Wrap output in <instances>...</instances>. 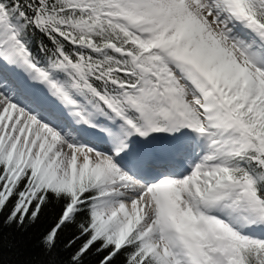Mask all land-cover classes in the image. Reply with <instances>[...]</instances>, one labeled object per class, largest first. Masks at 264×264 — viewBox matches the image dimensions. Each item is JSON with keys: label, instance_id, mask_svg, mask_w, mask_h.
<instances>
[{"label": "snow or ice", "instance_id": "6c2138e0", "mask_svg": "<svg viewBox=\"0 0 264 264\" xmlns=\"http://www.w3.org/2000/svg\"><path fill=\"white\" fill-rule=\"evenodd\" d=\"M93 252L264 264V0H0V264Z\"/></svg>", "mask_w": 264, "mask_h": 264}, {"label": "trees", "instance_id": "16d2710c", "mask_svg": "<svg viewBox=\"0 0 264 264\" xmlns=\"http://www.w3.org/2000/svg\"><path fill=\"white\" fill-rule=\"evenodd\" d=\"M55 215V209L52 206H49L41 216V218L35 224L25 223L23 227H17L15 225L11 227L4 226L3 232L5 237L13 239L17 242L20 249H22L28 256L31 257H42L41 250L39 248L40 237L46 228L51 223L52 218ZM71 235V230H67L62 233L60 241L58 243V260H66L68 253L65 252L63 247V241L67 239V237ZM5 260L14 259L7 250L5 251ZM99 260V256L94 252L90 253L85 257V264H97ZM117 264H124V258L121 257Z\"/></svg>", "mask_w": 264, "mask_h": 264}]
</instances>
